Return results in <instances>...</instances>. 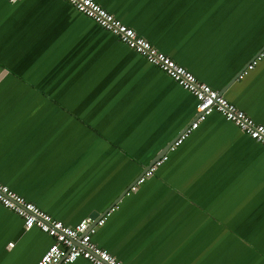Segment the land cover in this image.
<instances>
[{
  "label": "crops",
  "instance_id": "obj_1",
  "mask_svg": "<svg viewBox=\"0 0 264 264\" xmlns=\"http://www.w3.org/2000/svg\"><path fill=\"white\" fill-rule=\"evenodd\" d=\"M94 1L264 125V0ZM196 104L67 2L0 0V182L66 226L114 207L123 264H264V147L214 112L168 150ZM51 242L0 205V264Z\"/></svg>",
  "mask_w": 264,
  "mask_h": 264
},
{
  "label": "built area",
  "instance_id": "obj_2",
  "mask_svg": "<svg viewBox=\"0 0 264 264\" xmlns=\"http://www.w3.org/2000/svg\"><path fill=\"white\" fill-rule=\"evenodd\" d=\"M63 1L67 2L85 17L91 19L102 29L115 35L126 47L143 57L152 66L164 72L179 87L189 92L195 98L197 104L194 120L173 141L168 150L172 151L179 146L200 123L214 112L221 115L250 139L264 147V125L256 123L219 92L213 90L207 84L198 81L184 67L176 64L162 52L157 51L147 40L138 36L133 29L122 24L94 0ZM262 57H264V51L242 71L241 76L245 75L248 70H251L256 61ZM164 160L165 156L151 165L143 176L136 181L135 185L131 187V190H134L146 177L151 175ZM0 205L22 219L24 231L37 228L52 239L51 244L37 261V264H71L78 259H83L90 264H123L107 251L99 248L92 240V236L97 228L104 224L106 218L114 210V207H111L96 220L85 218L74 226H66L1 182Z\"/></svg>",
  "mask_w": 264,
  "mask_h": 264
},
{
  "label": "water",
  "instance_id": "obj_3",
  "mask_svg": "<svg viewBox=\"0 0 264 264\" xmlns=\"http://www.w3.org/2000/svg\"><path fill=\"white\" fill-rule=\"evenodd\" d=\"M150 168V167H149ZM93 220H95L94 218H92Z\"/></svg>",
  "mask_w": 264,
  "mask_h": 264
}]
</instances>
